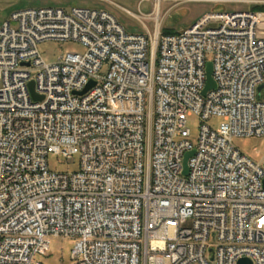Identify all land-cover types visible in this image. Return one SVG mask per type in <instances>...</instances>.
Masks as SVG:
<instances>
[{
	"label": "built area",
	"instance_id": "obj_1",
	"mask_svg": "<svg viewBox=\"0 0 264 264\" xmlns=\"http://www.w3.org/2000/svg\"><path fill=\"white\" fill-rule=\"evenodd\" d=\"M98 1L148 33L85 7L0 25V264H42L51 237L76 239L73 264H264V157L233 144L264 137V12L207 13L165 35L166 0H139L140 14ZM50 40L86 51L46 63L38 44ZM209 62L216 88L203 95ZM51 154L79 155V169L51 171Z\"/></svg>",
	"mask_w": 264,
	"mask_h": 264
},
{
	"label": "rangeland",
	"instance_id": "obj_2",
	"mask_svg": "<svg viewBox=\"0 0 264 264\" xmlns=\"http://www.w3.org/2000/svg\"><path fill=\"white\" fill-rule=\"evenodd\" d=\"M227 1V0H225ZM224 0H166L161 4V17L163 20L162 30H171L174 33L182 32L192 27L207 13H224L235 11H250L255 6L248 4H224ZM117 4L127 8L134 14H140L138 10L139 0H117ZM59 7L70 10L73 7H85L99 10H107L112 13L118 22L130 34L146 35L148 32L142 23L135 17L122 10L98 0H0V25L11 21L13 14L32 8ZM144 14L152 11V3L145 1L142 4ZM259 12V11H258ZM150 31L153 24L146 21ZM163 32V31H162ZM40 56L46 63L57 62L68 53L83 54L86 48L78 41H44L38 44ZM222 118L213 117L207 125L218 129ZM201 119L197 116L188 119V128L192 133V140L197 141ZM234 146L253 162H260L264 157V137L234 138ZM48 166L55 172H73L80 166V156L75 155L72 159L51 154L48 158ZM76 239L65 237H51L49 239V250L45 256H36L35 260L42 264H73L72 250ZM199 264V263H191Z\"/></svg>",
	"mask_w": 264,
	"mask_h": 264
},
{
	"label": "water",
	"instance_id": "obj_3",
	"mask_svg": "<svg viewBox=\"0 0 264 264\" xmlns=\"http://www.w3.org/2000/svg\"><path fill=\"white\" fill-rule=\"evenodd\" d=\"M212 72H213V65L211 62H209L207 64V85L203 91V95H206L208 91L216 88V83L213 79ZM94 85H95V82H90L89 85L86 87V89L80 93V95L85 94ZM30 86H31V91L34 94L33 84L31 83ZM260 89H262V87ZM194 153H195V151H191V152L187 153L185 156V160H184V168H185L184 173L185 174L188 173V165H187L188 160L190 157H192L194 155ZM238 264H253V262L250 259H242L238 262Z\"/></svg>",
	"mask_w": 264,
	"mask_h": 264
},
{
	"label": "trees",
	"instance_id": "obj_4",
	"mask_svg": "<svg viewBox=\"0 0 264 264\" xmlns=\"http://www.w3.org/2000/svg\"><path fill=\"white\" fill-rule=\"evenodd\" d=\"M253 10L254 11H259V12H264V6H256V7H254L253 8ZM163 34H165V35H174V34H177V32L176 33H174L173 31H171V30H163Z\"/></svg>",
	"mask_w": 264,
	"mask_h": 264
}]
</instances>
